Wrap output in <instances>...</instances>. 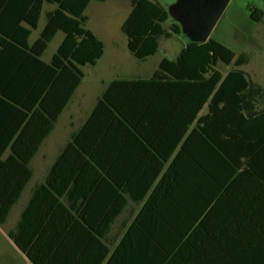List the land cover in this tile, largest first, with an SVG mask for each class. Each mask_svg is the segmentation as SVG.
Masks as SVG:
<instances>
[{"label": "trees", "instance_id": "1", "mask_svg": "<svg viewBox=\"0 0 264 264\" xmlns=\"http://www.w3.org/2000/svg\"><path fill=\"white\" fill-rule=\"evenodd\" d=\"M91 1L0 0V225L31 181L32 160L81 86L83 68L105 54L87 28ZM127 1L121 31L134 58L146 61L163 40H181L179 24L165 28L170 16L159 2ZM46 4L55 9L30 43ZM251 19L262 23L264 11L254 9ZM58 33L64 38L45 62ZM249 62L211 38L184 40L151 77L111 81L10 239L32 264H264V87L241 69ZM156 131L171 136L157 169H125L126 143L154 149ZM126 197L143 205L110 256L101 238Z\"/></svg>", "mask_w": 264, "mask_h": 264}, {"label": "rangeland", "instance_id": "2", "mask_svg": "<svg viewBox=\"0 0 264 264\" xmlns=\"http://www.w3.org/2000/svg\"><path fill=\"white\" fill-rule=\"evenodd\" d=\"M156 1L168 10L177 0ZM51 9H55V6L47 4L44 6L39 28L33 31L30 43L38 38L45 27V13ZM254 9L264 11V2L262 0H231L210 38L232 50L236 57L247 54L250 62L241 69L254 82L264 87V20L262 23L252 21L251 14ZM130 11L131 5L127 0H106L105 2L92 0L87 8L85 12L89 19L87 28L104 42L105 54L96 66L83 68L85 78L48 139V144L43 150L45 159H38L36 162L35 168L38 174L44 173V164L48 166L54 161L56 151L63 147L71 131L84 121L96 99L111 81L151 77L161 60L164 57L172 59L182 47V42L187 40L184 36L181 40L179 38L163 40L160 51L154 57L146 61L137 60L129 53L127 39L121 31L122 24ZM171 21L170 19L165 25L166 29L169 28ZM63 38L64 35L58 33L44 54V61H51ZM220 68L226 73L232 66L220 65ZM137 207L134 206L136 209ZM8 224L9 222L3 226L4 232ZM20 256L19 254L16 256L0 236V264H28Z\"/></svg>", "mask_w": 264, "mask_h": 264}, {"label": "crops", "instance_id": "3", "mask_svg": "<svg viewBox=\"0 0 264 264\" xmlns=\"http://www.w3.org/2000/svg\"><path fill=\"white\" fill-rule=\"evenodd\" d=\"M178 51L173 56V58L176 57ZM165 52H166L165 54L167 55V51H165ZM136 79H139V78H136ZM142 79H146V78H142ZM98 98L96 99V102H97ZM96 102H95L94 106L90 109V112L88 113V115L86 116L84 121L82 123H80L76 128H74L71 131V133L69 135V138L66 141V143L69 141L71 134L75 130L80 128L82 126V124L86 121V119L89 117V115L91 114L92 110L94 109V107L96 105ZM205 113H206V110H204L202 112V115L205 114ZM165 134L166 133H164L162 131H156V132H153L151 134V137H152L151 138L152 139V143L151 144H156L159 147V150L156 149V148H158V147H156V145H155L154 149L153 148L150 149V148L146 147L143 143H138V145H136V147H135L133 145V143H128L127 142L126 143L127 149L122 153V155H123V160H122L123 167L125 169H131V170H134V171H138V170L144 171V170H150V169L151 170L157 169V167L160 165V162H161V160H160V158L158 156L161 155V154H164V153H166V151H168V149L166 150V147H164V144L168 143V145L170 146V142H171V141H169L170 137H171L170 133H167L166 135ZM49 137L44 141V143L42 144L41 148L39 149L37 155L32 160L31 169L33 171V177L31 179V181L29 182V184L27 185V187L23 191L19 201L12 208L7 222L5 224H3V225H0V236L10 246L11 250L16 254V256L18 254L21 255L20 256L21 259L23 261H25L26 263H28V264H32V263L28 260V258L18 249V247L10 239L9 233L16 229L17 225L19 224V222H20V220L22 218L23 213L25 212L26 208L28 207V205H29V203H30V201H31V199L33 197L34 191L37 189L38 186H40L41 184H43L45 182V178H46L51 166L53 165L55 159L57 158V156L59 155L61 150L66 145V143H65L63 145V147H61L58 151H56L55 159L50 165L46 166L44 164V173L43 174H40V173L38 174L37 171H36V168H35L36 162H37L38 159H40V160H44L45 159L43 150H44L46 144H48ZM165 138H167L168 141H165V142L160 141V140H163ZM176 154H177V151H176L175 155ZM41 155H42V157L40 158ZM6 157H7V154L3 157V159H5ZM126 198L128 200V206L125 208L123 213L118 217V219L111 226V229H110L109 233L101 238V242L104 244V246L106 245L109 248L110 256L115 251L116 247L118 246V244L122 240L123 236L127 232L128 228H129V225L131 224L132 220L137 215V213L139 212V210L141 209V207L143 205V203H135L129 197H126ZM134 206H136V207L138 206L137 209L134 208ZM8 222H9V224L7 226L6 231L4 232L2 230V228H3V226L7 225ZM64 237L65 236L63 234V236H62L63 240H64ZM86 246H87V244H84V246L82 247V249H80V251L83 252L86 249ZM108 260H109V258L104 261V264H106L108 262ZM83 263H85V262H83ZM86 264H91V263L86 262Z\"/></svg>", "mask_w": 264, "mask_h": 264}, {"label": "water", "instance_id": "4", "mask_svg": "<svg viewBox=\"0 0 264 264\" xmlns=\"http://www.w3.org/2000/svg\"><path fill=\"white\" fill-rule=\"evenodd\" d=\"M231 0H177L168 13L179 24L190 42L205 43L224 14Z\"/></svg>", "mask_w": 264, "mask_h": 264}]
</instances>
